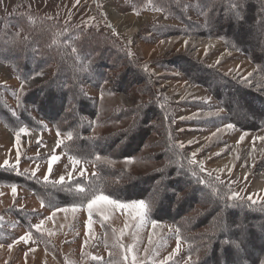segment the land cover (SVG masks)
<instances>
[{"label": "rangeland", "instance_id": "1", "mask_svg": "<svg viewBox=\"0 0 264 264\" xmlns=\"http://www.w3.org/2000/svg\"><path fill=\"white\" fill-rule=\"evenodd\" d=\"M239 3L0 0V165L21 172L0 167V264H207L210 252L260 264L264 0ZM53 123L64 126L59 137ZM52 155L48 182L64 175L65 186L44 191L31 180L45 182ZM98 174L105 194L147 199L151 213L102 204L89 228L87 207L71 210L74 189ZM41 220V232L28 229ZM28 231V244L13 243Z\"/></svg>", "mask_w": 264, "mask_h": 264}, {"label": "snow or ice", "instance_id": "2", "mask_svg": "<svg viewBox=\"0 0 264 264\" xmlns=\"http://www.w3.org/2000/svg\"><path fill=\"white\" fill-rule=\"evenodd\" d=\"M76 2L79 3V0H76ZM229 7H230V9L239 10L240 9L239 0H230ZM16 36L19 37L20 33H17ZM15 42L18 43L19 41H15ZM74 51H75V49H74ZM217 63H219V60L217 61ZM35 75L36 76H41V75H43V73H36ZM31 78H35V77H31ZM23 86L24 85L22 84L21 85V89H23ZM227 127L228 128H233L234 126L232 124H228ZM20 132L27 134V129L26 128H21ZM57 136L58 137L60 136L59 130L57 131ZM68 139L69 140L72 139V133L71 132L68 133ZM241 139H243V137H241ZM262 139H264V138H262ZM16 140H17V142H19V140H20L19 133L16 136ZM61 143H62V141L58 140L57 147H59ZM195 155H196V153L192 154L193 159L190 161V163L193 164V165L197 164V161L194 159ZM19 158H20L19 157V152H17V157H16L17 164L19 162ZM58 159H59V157L56 156V155H52L51 156V159L49 161L48 174H46L43 177L45 182H48L49 174L52 172V162L56 161ZM96 159L99 160L100 157L97 156ZM126 159L128 160V162H131V158H126ZM72 162H73V165H76V164L80 163V160L79 159H73ZM109 163H110V161H109ZM0 167H7V168H9L12 171H16V167L17 166L16 165H10L9 161L7 159H5L4 162H3V165H0ZM200 171L201 172L204 171L202 166L200 167ZM17 174H19V173H17ZM32 175L35 176V171L32 172ZM81 175H83V170H81ZM192 175L196 176L197 173L195 171H193ZM68 177H69V181H71L72 180V174L69 173ZM198 182L200 184H204L205 183V181L203 179H201V178H198ZM53 183L54 184H59L61 186V188H63L65 186V177H64V175H61L59 177V180L58 181H54ZM16 188H17V186L15 184L11 185V191H12L13 196L16 195ZM229 191H230V189H229ZM69 194H73V190H72L71 186H69ZM74 194L79 198V204L77 205V204L74 203L72 205L71 210L73 212H75L77 210L78 206L79 207L86 206L87 210H88V216H89V219H88V222H87L89 228L91 227V224H92L91 216H92V213H93V208L98 207V206H100L102 204L103 205H111V206H114V207L119 208V209H130V210H133V211L136 212L137 216H139L141 218H143L147 214V212L150 211L148 203H146L144 200L132 201L130 203H124V202H121L119 199L111 198L112 194H110V193L109 194H105L104 191L99 190L96 186H94L92 184H89L88 187H87V190H86L85 187L80 182H77L76 185H75ZM227 199L236 201V200H240L242 198L239 197V195L237 193H232V194H230L227 197ZM248 200L251 201L253 204L257 203V201L253 200L251 196L248 197ZM57 210L58 211H67L68 209L67 208H61V209H57ZM54 215H55V213H53L52 216L47 217V219L51 220ZM43 224H44V220H41L40 223L32 225L30 227L35 228L36 232L39 233L42 230V225ZM153 226L155 227V223L153 224ZM49 234H51V233H49ZM122 234L123 233H121V235ZM31 239H32V232L28 231V232L25 233V235H22L18 239L14 240L13 243L14 244H19L20 242H23L25 244H28ZM85 243H87V241H85ZM222 243L225 244V245H233L237 249H240V247H241L240 242L233 241L232 239L227 238V237L224 239V241ZM12 246L13 245H11V244L8 245L9 248H11ZM120 247L123 248L124 246L120 245ZM129 251H130V249L126 250L124 255H123V260L124 261L128 260V258H129L128 257V252ZM177 251H178V248H177ZM169 258H171V257H169ZM94 259H99V258L98 257H94ZM189 259H191V258L189 257ZM132 264H136L135 257H132ZM260 264H264V259H262L260 261Z\"/></svg>", "mask_w": 264, "mask_h": 264}, {"label": "trees", "instance_id": "3", "mask_svg": "<svg viewBox=\"0 0 264 264\" xmlns=\"http://www.w3.org/2000/svg\"><path fill=\"white\" fill-rule=\"evenodd\" d=\"M24 33V32H23ZM54 76H57V72L55 73V75ZM43 89H45V90H47L48 89V87L46 88V87H44ZM39 102H36V104H35V107L38 109L39 108ZM258 106H259V108H261V109H264V102L263 101H261V100H259V102H258ZM22 112H24L25 110H21ZM11 113H12V121H18V122H16V123H23L22 122V119L21 118H19V117H17L16 116V114H14V112L13 111H10ZM14 118H16V119H14ZM24 124V123H23ZM54 124V127H55V129L56 130H60V129H62V126H63V124H61V123H53ZM79 126H80V128H81V130H80V136H79V141H80V139H82L83 140V134H82V132H83V130H82V128H84V125L83 124H79ZM64 127V126H63ZM19 128V127H18ZM77 132L76 131H74L73 132V136H72V139H71V141L73 142L76 138H77ZM78 134V135H79ZM81 140V141H82ZM97 140L98 139H95L94 140V142H97ZM75 145V144H74ZM93 154V153H92ZM1 169H7V170H10L9 168H7V167H1ZM15 173L17 174V173H21L19 170H16L15 171ZM92 178H94V177H84V178H82V180L84 181V185H85V189L87 190V187H88V185L89 184H92V185H94V186H96L99 190H101V189H103V186H104V183H102V180H101V177H100V175L98 174V175H96L95 176V178L94 179H92ZM196 180H197V178H196ZM31 181H33V182H35V183H37V185H39V186H41V188H44V191H45V189H46V187H49L50 185H52L53 183H51V182H43V183H40L38 180L36 181V180H34V178H32V180ZM57 186H60L59 184H57ZM37 197L39 198V200L43 203V204H47V199H48V197L45 195V194H43V192L41 193V192H38V194H37ZM161 197V200H164V199H166V196H160ZM123 201L124 200H126L125 198H121ZM49 200V199H48ZM139 200H144L146 203H148V201H147V199H139ZM154 202V201H153ZM156 203V202H155ZM160 203V202H159ZM157 204V203H156ZM156 204H155V206H156ZM251 205H256V204H251ZM157 207V206H156ZM151 209L152 208H150V213H151ZM32 226V225H31ZM28 229L30 230V226L28 225ZM182 230H185V229H183L182 228ZM217 244V243H216ZM219 244H220V246L221 245H223L221 242H219ZM210 251V250H209ZM211 254H212V252H210V254H208V257L206 258V260H205V262L207 263V264H209V263H211V264H226L227 263V260L228 259H226V256H225V254H218L217 255V258L215 259L213 256H211ZM221 255H222V259H221ZM215 260V261H214ZM210 261H212V262H210Z\"/></svg>", "mask_w": 264, "mask_h": 264}, {"label": "bare ground", "instance_id": "4", "mask_svg": "<svg viewBox=\"0 0 264 264\" xmlns=\"http://www.w3.org/2000/svg\"><path fill=\"white\" fill-rule=\"evenodd\" d=\"M135 28H134V30H132V31H130V32H135ZM211 37V36H210ZM216 37V36H215ZM252 55V54H251ZM32 134H33V136L35 137V138H37V135H35V132H32Z\"/></svg>", "mask_w": 264, "mask_h": 264}, {"label": "crops", "instance_id": "5", "mask_svg": "<svg viewBox=\"0 0 264 264\" xmlns=\"http://www.w3.org/2000/svg\"><path fill=\"white\" fill-rule=\"evenodd\" d=\"M54 228H55V227H53V229H54ZM52 232H53V231H51V232L49 231V232H47V233H51V234H52ZM1 251H3V250L0 249V252H1ZM44 262H45V261H42V263H44Z\"/></svg>", "mask_w": 264, "mask_h": 264}]
</instances>
